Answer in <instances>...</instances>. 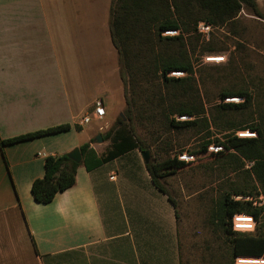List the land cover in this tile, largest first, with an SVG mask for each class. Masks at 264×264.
Listing matches in <instances>:
<instances>
[{
    "label": "crops",
    "instance_id": "crops-1",
    "mask_svg": "<svg viewBox=\"0 0 264 264\" xmlns=\"http://www.w3.org/2000/svg\"><path fill=\"white\" fill-rule=\"evenodd\" d=\"M111 4L0 0V139L72 126L0 149V264H181L179 212L137 149L91 171L81 164L48 204L32 195L46 157L110 148L96 141L94 111L102 101L111 124L124 106Z\"/></svg>",
    "mask_w": 264,
    "mask_h": 264
},
{
    "label": "trees",
    "instance_id": "trees-1",
    "mask_svg": "<svg viewBox=\"0 0 264 264\" xmlns=\"http://www.w3.org/2000/svg\"><path fill=\"white\" fill-rule=\"evenodd\" d=\"M248 8L254 16L261 17L256 0H112L110 9V31L119 61L127 72L130 84L135 82L138 65L142 58H147L154 75L160 79L164 89L161 100L163 112L169 129L185 131L201 128L208 130V138L200 151H191L189 155L207 154L209 147H223L221 155L234 157L236 169L243 168L246 162L253 163L250 173L254 176L259 188H236L226 193L218 205L212 209L209 217L210 225L221 230L227 236V248L220 249L217 264H235L236 258L264 257V211L248 201H235L234 196L248 197L264 193V116L260 115L257 125H251L255 112L252 110L254 96L249 89H225L220 98H241L240 103H222L216 106L221 114L206 116L205 108L200 100H192L191 94L196 92L194 70L190 59L189 44L200 39L197 25L207 22L213 27H229L233 29L241 12ZM166 31H179L178 36L163 37ZM233 32V31H232ZM239 45V44H238ZM191 47V48H192ZM212 52L211 43L203 47ZM144 64V63H143ZM172 72H185V78L171 77ZM121 79L125 78L121 71ZM127 97V90H126ZM181 100H178L179 98ZM128 103V99L126 100ZM179 117H190L180 120ZM120 128L109 131L103 138L110 140V148L106 154L98 158L89 143L80 146L83 164L88 171L107 163L131 150L152 151V146L142 142L134 132L125 127L123 118H119ZM81 130V127H76ZM216 128L222 137L213 136ZM72 129L70 124L59 125L45 130L28 133L15 138L1 140L0 149L4 146L29 141L47 135L58 134ZM251 130L257 132V138H239L237 131ZM199 131V130H197ZM233 131V133H230ZM235 131V132H234ZM184 153V152H183ZM224 153V154H223ZM182 154V153H181ZM81 164L74 162L68 154L48 156L45 159V173L32 184V195L38 203L52 202L58 193L64 192L76 183L77 170ZM188 164L179 160L178 155L159 160L151 152V161L146 164L151 180L156 188L167 195L178 210L177 201L167 187V179ZM245 213L255 217L258 226L254 234L236 233L232 229L231 219L235 214ZM179 219V214H178ZM226 242V241H225ZM214 258V257H213ZM182 264V262H181Z\"/></svg>",
    "mask_w": 264,
    "mask_h": 264
},
{
    "label": "rangeland",
    "instance_id": "rangeland-1",
    "mask_svg": "<svg viewBox=\"0 0 264 264\" xmlns=\"http://www.w3.org/2000/svg\"><path fill=\"white\" fill-rule=\"evenodd\" d=\"M256 2L261 17L254 16L250 9L245 8L233 29L213 27L209 39L197 32L200 39L192 41L193 47L189 44L193 77L199 92L198 95L193 92L190 97L196 101L200 98L206 116L210 119L211 115L221 114L216 106L227 103L220 98V92L225 89H249L253 94L252 110L255 115L251 125H257L259 116H264V0ZM209 43L215 49L212 52L203 50ZM207 57H225V61L210 62L206 60ZM138 65L135 82L130 84L129 75L121 64L125 78L124 106L121 114L111 119V124L106 117L101 120L102 138L109 131L120 128L119 118L122 117L125 127L132 130L142 142L151 145L152 155L159 160L200 151L208 138V130L169 129L163 112L167 104L161 100L164 89L160 79L154 75L147 58H142ZM187 76L190 75L176 78ZM229 99H239V102L232 101L234 103L243 101L241 98ZM212 132L215 138L223 136L216 128ZM109 141L104 140L103 143ZM220 152L209 149L207 154L202 152L199 156L193 155L195 159L186 162V168L167 179V187L178 204L182 264H217L220 249L227 248V236L210 225L212 209L233 189L260 187L250 173L253 163L246 162L243 168L236 169L237 159L227 154L223 156ZM260 193L263 192L259 190Z\"/></svg>",
    "mask_w": 264,
    "mask_h": 264
},
{
    "label": "built area",
    "instance_id": "built-area-1",
    "mask_svg": "<svg viewBox=\"0 0 264 264\" xmlns=\"http://www.w3.org/2000/svg\"><path fill=\"white\" fill-rule=\"evenodd\" d=\"M213 26L208 24L207 22H200L197 25V32L202 35L203 37L209 39L211 33L213 32ZM179 31H166L163 33V35L167 36H174L178 35ZM207 61L210 62H223L225 61V57H207ZM185 72H172L170 76L172 77H183L185 76ZM231 100L233 99H225V102L227 103H234ZM242 100V99H240ZM239 102V101H237ZM106 117V110L102 103V101H97L95 103V111H94V118L98 120H103ZM180 120H189L190 117H179ZM92 121V116L87 115L83 117L81 120V125L89 124ZM236 136L239 138H257V132L251 131V130H245V131H237ZM210 150H213L215 152L223 151V147L221 146H215L212 145L209 147ZM179 160L184 162H189L195 159L193 155L183 154L178 156ZM111 179H114V176L111 177ZM235 201H248L253 204V206L257 208H261L264 211V193H260L257 196H248V197H240L236 196L233 197ZM231 225L232 229L236 233H242V234H254L256 232L258 221L255 219L253 215L245 214V213H239L235 214L231 219ZM235 264H264V257L262 258H245V257H238L236 258Z\"/></svg>",
    "mask_w": 264,
    "mask_h": 264
},
{
    "label": "water",
    "instance_id": "water-1",
    "mask_svg": "<svg viewBox=\"0 0 264 264\" xmlns=\"http://www.w3.org/2000/svg\"><path fill=\"white\" fill-rule=\"evenodd\" d=\"M96 141L99 143H102L104 140L102 136L99 134L96 137ZM142 158L146 164H148L151 161V152L149 150H145L141 152ZM68 156L70 159H72L74 162L81 164L83 162V156L81 154L80 148L77 147L74 150H72L70 153H68Z\"/></svg>",
    "mask_w": 264,
    "mask_h": 264
},
{
    "label": "bare ground",
    "instance_id": "bare-ground-1",
    "mask_svg": "<svg viewBox=\"0 0 264 264\" xmlns=\"http://www.w3.org/2000/svg\"><path fill=\"white\" fill-rule=\"evenodd\" d=\"M231 101H234V102H235V101H239V99H233V100H231Z\"/></svg>",
    "mask_w": 264,
    "mask_h": 264
}]
</instances>
